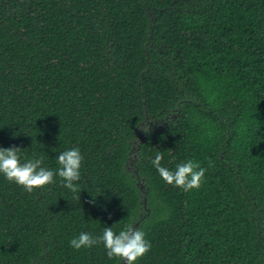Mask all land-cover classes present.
Instances as JSON below:
<instances>
[{"label": "trees", "instance_id": "16d2710c", "mask_svg": "<svg viewBox=\"0 0 264 264\" xmlns=\"http://www.w3.org/2000/svg\"><path fill=\"white\" fill-rule=\"evenodd\" d=\"M13 146L53 171L79 148L81 192L0 174V264H122L70 240L127 225L152 245L135 264H264V0H0ZM157 152L202 186L167 184Z\"/></svg>", "mask_w": 264, "mask_h": 264}, {"label": "clouds", "instance_id": "9594fccd", "mask_svg": "<svg viewBox=\"0 0 264 264\" xmlns=\"http://www.w3.org/2000/svg\"><path fill=\"white\" fill-rule=\"evenodd\" d=\"M21 149L13 146L7 149L0 147V174L9 182L21 186L26 192L33 193L55 183L58 175L63 187L69 189L74 198L80 200L81 165L84 157L79 148L61 152L57 157L58 169L53 171L43 167V157L21 163ZM163 156L157 152L152 165L160 177L169 185L182 189L184 192L198 190L204 181L206 168L200 163L188 160L178 164L175 170L161 165ZM102 243L109 259L117 258L122 264H135L151 250V243L145 238V232L135 225H127L118 233L113 227H105L101 236L94 237L90 233L81 232L78 237L70 240V246L76 250L91 248Z\"/></svg>", "mask_w": 264, "mask_h": 264}, {"label": "water", "instance_id": "95a60500", "mask_svg": "<svg viewBox=\"0 0 264 264\" xmlns=\"http://www.w3.org/2000/svg\"><path fill=\"white\" fill-rule=\"evenodd\" d=\"M140 148H141V145H139L138 148H133V151H135L136 149H140ZM142 189H143V186H142Z\"/></svg>", "mask_w": 264, "mask_h": 264}]
</instances>
